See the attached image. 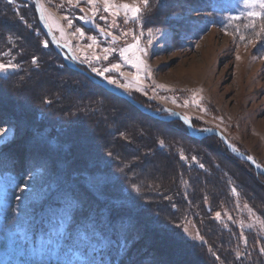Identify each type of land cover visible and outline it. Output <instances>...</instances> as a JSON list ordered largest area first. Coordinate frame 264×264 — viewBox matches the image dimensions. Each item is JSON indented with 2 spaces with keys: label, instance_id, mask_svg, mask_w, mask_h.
Wrapping results in <instances>:
<instances>
[{
  "label": "trees",
  "instance_id": "trees-1",
  "mask_svg": "<svg viewBox=\"0 0 264 264\" xmlns=\"http://www.w3.org/2000/svg\"><path fill=\"white\" fill-rule=\"evenodd\" d=\"M200 1L203 5H212H200V9L209 10L217 17L237 14L235 6L226 0ZM167 4L168 0H163V6L150 0V18H145L146 21L161 24V16L166 11L162 9ZM31 7L37 28L49 42L41 29L33 1ZM147 13H143V18ZM0 21L3 24H0L1 33H11H4L6 38L3 37V43L0 42V54L4 49H11L20 65L19 70L6 76L0 75V115L4 122L19 120L24 126L18 124L23 133L20 134L19 130V135L11 143L13 147L5 148L7 154H11L5 159L14 160L7 172L15 183L7 188L0 202V248L7 250L3 247L6 237L19 230L18 189L35 166L49 164L54 184L59 186L58 189L69 190L72 198L70 219L61 233L64 237L61 246L70 243L68 234L78 223L85 218H93L102 220V225H108L110 236L114 237L107 249L96 255L103 264L143 263L147 260L143 251L150 244L157 252L162 251L165 258L171 259L172 264H255L257 261L263 264L264 257L256 251L249 253L250 258L247 255L240 257L236 248L240 244L238 230L221 229L216 221L211 220L210 214L230 201L234 185L236 188H247L239 178L244 170L263 192L264 175L256 173L251 164L230 153L218 136L196 138L190 135L180 120L164 121L142 112L126 99L69 67L50 42L51 59L37 50L34 53L31 44L35 41L39 47L37 37L20 32L21 29L14 27L13 23L8 24L7 20ZM2 28L7 30L3 31ZM11 45L13 48H10ZM32 57H37L38 62L33 63ZM53 58L62 67L48 66L50 60L55 62ZM80 67L92 71L85 64ZM60 69L69 78L58 75ZM48 73L58 77L60 88L49 80V83L46 82ZM77 80L106 96L92 98L93 94L83 85L73 84ZM44 81L48 84L40 85ZM60 91H63V95L59 94ZM72 91H79L82 95L73 96ZM130 95L149 106L135 93ZM106 97L127 104L135 113L147 119L148 124H144V127L142 124L125 122L122 112L109 106L111 101ZM192 122L195 128L205 129L204 125L194 120ZM175 123L179 127L173 130ZM26 125L31 126L33 131L25 128ZM159 125V129L154 127ZM177 133L180 136L175 140ZM160 140L165 141L163 146L159 144ZM235 146L246 152L239 145ZM109 152L113 154L111 157L108 156ZM188 154L198 155L204 167L184 162L181 155ZM26 155L30 157L32 166L28 165L23 170L21 161ZM18 161L19 166L16 164ZM227 164L232 165L235 171ZM95 176L101 177L100 182L89 181V177ZM63 182L66 184L62 185ZM133 186H138L139 191ZM191 216L197 222H204L201 231L205 244L185 236L183 222ZM247 234L249 239L253 238L251 233ZM38 239L35 233L33 239L24 240L22 244L17 240L14 245L19 248L12 249L13 254L9 253L10 263L15 264L20 260L22 264H35L39 261V255L31 253L32 247L39 245ZM16 250L21 252L17 253ZM50 256L49 260L41 263L55 264L57 259H61ZM42 257L45 259L46 254Z\"/></svg>",
  "mask_w": 264,
  "mask_h": 264
},
{
  "label": "rangeland",
  "instance_id": "rangeland-1",
  "mask_svg": "<svg viewBox=\"0 0 264 264\" xmlns=\"http://www.w3.org/2000/svg\"><path fill=\"white\" fill-rule=\"evenodd\" d=\"M32 1L0 0V20H7L8 24L13 23L14 27L21 29L20 32L37 37L39 47L36 46L35 41L31 44L34 53L37 50L46 58L50 57L51 59L53 57L50 55L52 48L50 45L47 48L43 46L42 42L47 39L34 22ZM226 1L235 6L237 14L241 11V0ZM40 2L47 12L52 14L55 21H58L59 26L52 21L47 22L51 24V30L60 42L71 49L74 58L80 62V65L85 64L91 70L96 68L104 71L112 64H120L119 71L105 72L104 75L118 80L119 84H128L129 87L121 88L119 84L111 85L128 94L135 93L149 104L148 108L162 116L169 115L167 111L162 110L170 109L173 113L188 116L197 124L204 125L205 128L212 127L220 130L234 145H239L246 153L264 165V32H261L259 28L260 24H264V19L257 18V28L251 29L244 27L248 23L246 17L242 18L241 22L229 23L226 19L229 15L217 17L209 10L200 9L199 6L203 5L200 0L199 2L198 0H168V4L162 9L166 11L161 16V24L146 21L145 18H150L148 11L150 9L146 10L148 12L146 17L143 18L142 16V22L133 23L129 21L125 23L122 10L120 15L115 17L111 12L103 11L102 0H97L96 7L100 11L96 13L93 22H86L80 17H92L93 9L84 0H80L79 6L76 5V0H73L72 3H69L68 0H40ZM138 2L139 0H115L118 5L123 3L136 4ZM256 10L259 11V9ZM101 16H105L107 19H100ZM21 17L23 20L20 19ZM68 20L72 21L71 26H69ZM0 24L3 26L1 21ZM237 26H239V32L236 30ZM61 28L63 32H61ZM78 29L83 30V36L77 31ZM149 29L152 30L151 34H149ZM2 30L6 31L7 28H2ZM15 30L18 31V29ZM133 32L140 37L138 48L146 49V54L132 50L127 55L133 61L139 55L151 69L150 76L143 71L140 72L139 83L134 79L137 74L136 68L131 63H126L119 52L120 49L134 43L131 34ZM141 32H143L142 36L140 35ZM4 33H1L0 28L1 43L4 41L3 37L6 38ZM124 33L130 34L125 36ZM8 34L11 33L8 32L6 35ZM241 35L244 36L243 40L240 39ZM93 37L96 39L95 44L92 41ZM10 48H13V45ZM106 48H114L117 51L108 55L107 59H103ZM10 51L12 50L4 49L0 54V61L5 63L11 61L19 65L17 58ZM5 53L10 54L5 55ZM95 57H100V59H95ZM54 60L55 62L50 60L48 66L62 67L59 61ZM19 69L20 65L15 70ZM15 70H11L10 73ZM58 72V75L69 78L62 69ZM94 73L98 74L97 72ZM8 74L0 73L2 76ZM48 76L46 82L49 80L53 85L57 84V87L60 88L59 83L61 82L57 81L58 77L49 75V73ZM46 82L44 81L40 85L49 83ZM79 83L93 94L92 98L100 99V97L106 96L102 92L84 86L80 80L73 82L75 85H79ZM160 85L164 87H160ZM139 88H143V91L138 90ZM66 92L69 93V90ZM71 93L73 96L82 95L79 91H72ZM145 93L147 94L145 95ZM59 94L63 95V91H60ZM106 98L111 101L109 106L122 112L125 122H132L136 125L142 124L143 126L148 124L146 123L147 119L145 120L135 113L127 104L110 99V97ZM194 100H199L200 106H197L193 102ZM3 120L5 119L0 115V129L7 132L6 138L0 139V202H2L7 188L15 183L14 178L8 177L7 172L10 168L9 164L13 163L14 160L5 159V156L11 155L7 154L5 148L13 147L11 143L19 135V130L20 134L23 133L18 124L24 127L19 120L16 122H11V120L4 122ZM29 127L26 125L25 128L33 131L31 126ZM154 127L159 129L160 125ZM175 127L178 128L179 124L175 123L173 130ZM179 136L180 133L176 135L175 140ZM183 156L188 157L186 160L182 159L184 162L200 167L201 162L198 155ZM193 156L196 157V160L191 159ZM29 159L30 157L27 155L22 158L23 170L31 165L32 161ZM16 164L19 166V161ZM49 166V164H44L42 167L30 168L32 171L25 180V183H28L30 187L25 190L24 183L18 189L17 197H20L18 210H20L21 215L18 224L19 230L14 235L6 237L3 247H6L7 250L0 248V264H14L10 263L11 255L9 253H12V249L19 248L18 245H14L15 242L20 240L19 243L22 244L24 240L33 239L35 233L36 239L39 238L40 240L37 241L40 243L37 247H32L31 253L39 255L38 264H42L41 261L49 260L50 255L61 259L65 257V249L68 244L61 246L64 243L62 242L64 237L61 233L68 222L66 217L70 213L72 198L69 190L58 189L59 186L54 184V177ZM229 167L235 171L232 165ZM244 171L239 178L242 179L247 188H237L239 195L232 192L231 188L230 201L213 210L210 218L225 231L238 230L240 244L236 248L240 257L249 256V253L253 251L264 257V252L260 251L264 247V192L257 184L253 183L249 175L246 174L247 172ZM235 174L237 173L235 172ZM97 177L99 176L89 177V181L98 180L100 182L101 177ZM64 184L66 182H63L62 185ZM217 212L221 213L220 218L216 217ZM101 221L85 218L69 232L68 240L71 243L69 237L74 239L78 229L94 225L96 232L106 245L96 255L102 254L114 237L113 235L110 236L109 226L102 225ZM203 224L204 222L202 223L200 220L195 221L192 216L185 219L183 222L185 236L199 244H205V237L201 231ZM101 226L104 228L101 229ZM185 227L187 231H185ZM196 233L203 237V242L192 239ZM247 233H251L253 238L249 239ZM150 236L149 239L152 240L153 238ZM44 238L48 241L49 239L53 240V243L49 245ZM245 238L247 243H245ZM249 240L250 243H248ZM152 245L154 246V244ZM162 245L164 248L166 247L164 244ZM150 246L143 251L147 260L139 264L173 263L171 259L163 256L162 251L157 252V249ZM208 250L211 253L210 248ZM16 252L20 253L21 251L16 250ZM44 254H46L45 259L42 257ZM213 261L216 262V259L214 258ZM17 263L22 264L23 262L18 260ZM255 264H259V262L257 261Z\"/></svg>",
  "mask_w": 264,
  "mask_h": 264
},
{
  "label": "snow or ice",
  "instance_id": "snow-or-ice-1",
  "mask_svg": "<svg viewBox=\"0 0 264 264\" xmlns=\"http://www.w3.org/2000/svg\"><path fill=\"white\" fill-rule=\"evenodd\" d=\"M69 3H72L73 0H68ZM85 3H87L89 6L93 9V16L92 17H85L81 16L80 19L86 20V22H93V18L95 17L96 13L100 11L99 8L96 7L97 0H84ZM156 4L159 6H163V0H155ZM80 0H76V5L79 6ZM242 9L241 11L236 15H229L226 17L227 21L229 23H232L234 21L240 20L244 17L248 19V23L244 25L246 28L255 29L257 28L256 19H264V0H241ZM150 6V0H139L136 4H116L115 0H102V7L103 11L105 12H111L113 16L118 17L120 15V11H123L124 17H125V23L131 21L133 23L142 22V16L143 13L149 9ZM202 6L212 7L210 3ZM256 9H259L257 11ZM40 18L42 20H45L46 22L52 21L53 23H56L57 26H59L58 21H55V18L52 16L51 13H48L47 10L43 7V5H40ZM23 20V17L20 18ZM100 19L106 20L107 17L101 16ZM26 23V22H25ZM69 26L72 25V21L68 20ZM51 26V24H49ZM260 31L264 32V24L259 25ZM237 32H239V26H237ZM80 35L83 36V30L78 29ZM61 32H63V29L61 28ZM152 33V30L149 29V34ZM130 33H124L125 36L129 35ZM133 35L134 43L127 45L125 48L120 49V55L124 57V60L126 63H131L134 68L137 70V74L134 77L135 81L137 83L140 82V72L143 71L146 75H151V69L150 66L147 65V63L139 56L137 55L135 60L133 61L127 53L132 50H138L139 52H142L146 54V49H140L138 48L139 45V39L140 37L135 35V33H131ZM140 35H143V32L140 33ZM240 39L243 40L244 36H240ZM93 44L96 43L95 37L92 38ZM43 46L47 48L49 46V42L47 40H44L42 42ZM105 55L103 59H107L108 55H110L112 52L117 51V49H105ZM10 53H5V55H8ZM239 58V57H238ZM95 59H100V57H95ZM38 58L33 57V63H37ZM19 67V65L12 63L11 61L5 63L0 61V73L8 74L11 70H15ZM121 68L120 64H112L111 67L104 69V71H100L99 69L92 68L93 72H97L100 76H102L105 80H107L110 84H119L118 80L111 78L109 76L104 75L105 72H111L113 70L119 71ZM119 87L121 88H128V84H119ZM160 87H164L163 85H160ZM138 90L143 91V88H139ZM147 93H145L146 95ZM194 103L199 105V100H194ZM187 103V102H186ZM167 111L169 115H177L176 113H173L170 109L168 110H162ZM183 121L187 125V127L192 129V132L195 134H202L203 132H210L211 129H197L192 124L191 119L188 116L182 117ZM7 136V132L4 129H0V139H4ZM159 144L163 146L165 144L164 140H160ZM228 147L231 149L232 152L240 153L239 148H237L235 145L228 143ZM113 154L111 152L108 153V156L111 157ZM240 155L243 157L244 160L250 161L259 171L258 174H264V166L258 164L255 160V158L251 155H244L243 153H240ZM181 159H188V157H185L181 155ZM192 160H196V157H191ZM201 168L204 167V165H200ZM24 189L27 190L30 185L28 183H25L23 185ZM135 190L138 192L139 187L133 186ZM232 192L239 195L237 192V188L235 186L232 187ZM16 199H20V197H16ZM247 207V205H246ZM251 211V209H249ZM221 213L217 212L216 217L220 218ZM66 219H70V217H66ZM185 231H187V228L185 227ZM191 235V234H190ZM71 240V243L67 245L65 249V257L63 259H57L55 261V264H103V261L96 258V254L100 251H102V248L106 246L102 239L99 237V234L96 232L94 225L90 226H84L77 230L75 238L69 237ZM192 239H198L203 242V237L200 236L198 233L196 235L192 236ZM53 241L49 239L48 244L51 245ZM245 243H247V239L245 238ZM59 246V245H58ZM261 252H264V247L260 249Z\"/></svg>",
  "mask_w": 264,
  "mask_h": 264
},
{
  "label": "water",
  "instance_id": "water-1",
  "mask_svg": "<svg viewBox=\"0 0 264 264\" xmlns=\"http://www.w3.org/2000/svg\"><path fill=\"white\" fill-rule=\"evenodd\" d=\"M34 2V6L37 12V16H38V20L41 26V29L43 30V32L45 33V35L47 36L50 44L55 48V50L62 56L64 62L71 67L72 69L78 70L81 73L87 75L94 83L102 86L103 88L107 89L108 91L128 100L131 104H133L135 107H137L139 110H141L142 112L151 115L153 117L159 118L161 120L164 121H172V120H180L182 121L184 124L185 122L183 121L182 117L185 116L181 113H176L177 115H168V116H162L159 113H157L156 111L148 108L145 104L137 101L135 98H133L130 94H128L127 92L109 84V82L107 80H105L102 76L95 74L93 71H89V70H84L80 67V62L77 61L73 54L71 49L64 43L60 42L57 37L55 36V34L53 33V31L51 30L49 24L45 21L42 20L40 18V5L41 2L40 0H33ZM192 122V120H191ZM193 124V122H192ZM194 125V124H193ZM185 126L187 127V125L185 124ZM190 135L196 137V138H202L205 136H209V135H215L218 136L224 143V145L227 147L228 151L230 153H232L234 156H236L237 158H239L240 160L246 161L243 159V157L240 155V153H243L244 155H249L246 152H243L240 150V153H236V152H232L231 149L228 147V143L233 144L228 138L227 136L221 132L218 129L212 128V127H207L205 129H211L210 132H203L202 134H195L192 132V129L187 127ZM234 145V144H233ZM256 160V159H255ZM249 164H251V166L254 168V170L256 171V173H259L260 170H258L250 161H246ZM256 162L260 165H262L259 161L256 160ZM264 166V165H262ZM264 175V174H262Z\"/></svg>",
  "mask_w": 264,
  "mask_h": 264
},
{
  "label": "bare ground",
  "instance_id": "bare-ground-1",
  "mask_svg": "<svg viewBox=\"0 0 264 264\" xmlns=\"http://www.w3.org/2000/svg\"><path fill=\"white\" fill-rule=\"evenodd\" d=\"M128 101V100H127ZM129 102V101H128ZM133 105V104H132ZM134 106V105H133ZM137 108V107H136ZM138 109V108H137Z\"/></svg>",
  "mask_w": 264,
  "mask_h": 264
}]
</instances>
